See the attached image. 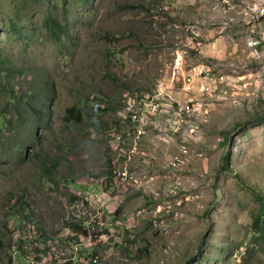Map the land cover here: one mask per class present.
I'll return each instance as SVG.
<instances>
[{
    "label": "rangeland",
    "instance_id": "obj_1",
    "mask_svg": "<svg viewBox=\"0 0 264 264\" xmlns=\"http://www.w3.org/2000/svg\"><path fill=\"white\" fill-rule=\"evenodd\" d=\"M0 56V264H264V0H0Z\"/></svg>",
    "mask_w": 264,
    "mask_h": 264
},
{
    "label": "trees",
    "instance_id": "obj_2",
    "mask_svg": "<svg viewBox=\"0 0 264 264\" xmlns=\"http://www.w3.org/2000/svg\"><path fill=\"white\" fill-rule=\"evenodd\" d=\"M40 0H32V2H35V3H38ZM18 16V14H17ZM47 23L51 24L52 23V26H53V31L56 35L59 34V32L61 30H65L67 28L66 25H62V24H58L56 25L55 21H53L51 18H49V16H47ZM10 29H12L13 31H17L20 29V27L18 26V22L16 21H12L11 24H10ZM16 33H13V36L15 35ZM19 34V33H18ZM9 62L3 58H1L0 56V85L3 86V78L2 77H5V81L6 83L8 82V79H9V76L11 74V71L14 72V69H12L11 67L12 66H9ZM12 69V70H11ZM12 90V89H11ZM10 94H12L13 96L11 97L9 95V102H12L14 103V105H18L14 100H13V97H14V93L11 92ZM28 98V100L26 101V106L28 107V109H30V111L33 113V114H38L41 112V110H38V109H35L34 107V102H35V95H34V98H33V95L32 96H26ZM20 99V97H18ZM23 97H21V101H22ZM19 110V109H18ZM66 119L70 120V117H72V120L74 121H80L81 120V116H82V113L80 110H78L76 107H71V108H68L66 110ZM71 121V120H70ZM224 159H226L227 161V157H225ZM227 165H228V161H227ZM47 169H45L43 167V176L45 178V181L49 184H53V183H56L55 180L51 177V176H47ZM51 175V174H50ZM264 200V199H263ZM264 202V201H263ZM24 202L22 200H16L14 202V204L12 205V210L14 212H16L18 215L20 216H24L23 214H25L26 212V208H25V205L23 204ZM262 209L264 210V205H262ZM27 219H30V217H27ZM255 228H256V231L258 233V237H259V241L261 243V248H262V251L264 252V219H257V221L255 222V224L253 225ZM40 229V227H38ZM86 233V231H85ZM26 240H28L27 238L25 240H23L22 238L19 240V243L20 245L18 246L19 249L21 251H25V250H22L25 249L23 246L24 245H29ZM3 246V242L2 240H0V247ZM28 251V250H27ZM86 258H88L89 256L88 255H85Z\"/></svg>",
    "mask_w": 264,
    "mask_h": 264
},
{
    "label": "clouds",
    "instance_id": "obj_3",
    "mask_svg": "<svg viewBox=\"0 0 264 264\" xmlns=\"http://www.w3.org/2000/svg\"><path fill=\"white\" fill-rule=\"evenodd\" d=\"M11 92L14 93V90H10V92H8L7 94H10ZM26 96H28V95L25 93V95L23 96V99H22V102H24L25 104H26V101L28 100V98ZM8 101H9V98H8ZM28 223H30L31 226L29 229V239L28 238L27 239L29 242L36 244L35 239L37 238V235H38L37 229H39V228L37 225L32 224L31 222H28ZM23 247L26 249V246H23ZM13 248L14 249L11 250V259L14 258L16 260L18 252L20 251V249L17 245L13 246ZM35 251L37 252V250H35ZM76 251L78 253V251H79L78 247L76 248ZM33 255H34V257H33V260L30 264H47V263H44L43 260L39 256H36L35 254H33ZM74 256L75 255H73L71 258L64 257L62 260H60V259H58V256L53 257L51 254L48 253V255L45 256V258H47V257L49 259L53 258V263H51V264H56V263H58V264H78V262H77L78 259L74 258ZM81 257H83V263L84 264H94L95 262H97V257L89 256L88 258H86L85 255L81 256ZM10 263H11V260H10Z\"/></svg>",
    "mask_w": 264,
    "mask_h": 264
},
{
    "label": "bare ground",
    "instance_id": "obj_4",
    "mask_svg": "<svg viewBox=\"0 0 264 264\" xmlns=\"http://www.w3.org/2000/svg\"><path fill=\"white\" fill-rule=\"evenodd\" d=\"M195 73V72H194ZM213 80V79H212ZM57 264V263H56Z\"/></svg>",
    "mask_w": 264,
    "mask_h": 264
},
{
    "label": "built area",
    "instance_id": "obj_5",
    "mask_svg": "<svg viewBox=\"0 0 264 264\" xmlns=\"http://www.w3.org/2000/svg\"><path fill=\"white\" fill-rule=\"evenodd\" d=\"M58 264V263H57Z\"/></svg>",
    "mask_w": 264,
    "mask_h": 264
}]
</instances>
